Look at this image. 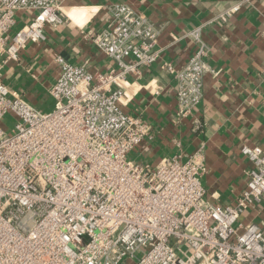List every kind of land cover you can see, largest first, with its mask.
Instances as JSON below:
<instances>
[{
	"label": "built area",
	"instance_id": "1",
	"mask_svg": "<svg viewBox=\"0 0 264 264\" xmlns=\"http://www.w3.org/2000/svg\"><path fill=\"white\" fill-rule=\"evenodd\" d=\"M105 10L101 28L85 35L114 67L95 74L57 56L53 105L40 111L4 82L3 70L45 42L46 27L74 18L58 0H0V264H264V225L241 220L263 211L264 146L241 147L246 186L227 206L207 202L202 149L185 162L133 160L151 127L125 107L142 70L160 59L161 31L128 4ZM22 13L29 21L14 31ZM203 30L187 34L195 49L181 68L161 66L175 80L181 119L203 100L206 74L217 73Z\"/></svg>",
	"mask_w": 264,
	"mask_h": 264
},
{
	"label": "crops",
	"instance_id": "2",
	"mask_svg": "<svg viewBox=\"0 0 264 264\" xmlns=\"http://www.w3.org/2000/svg\"><path fill=\"white\" fill-rule=\"evenodd\" d=\"M241 2L58 0L59 6L79 24L71 19L56 29L46 27V41L29 44L20 53L19 61L3 70V80L36 109L50 110L53 100L49 88L59 73L56 57L85 65L92 73L107 74L114 63L93 46L85 33L101 28L106 6L130 5L161 31L157 45L160 59L142 70L135 93L125 107L127 113L142 118L151 127L149 137L132 152L131 158L156 166L175 156L185 162L202 149L206 166L202 184L207 202L234 204L246 186L250 168L241 147L248 143L264 146V0ZM240 3V9L233 11L226 21H214ZM28 21L26 14H18L14 31ZM201 26L209 47L206 61L217 73L206 74L203 100L192 116L181 119L175 80L161 66L167 63L181 68L195 49L187 34ZM129 80L135 79L130 76ZM262 208L263 211L249 210L242 216V222L263 226L264 205Z\"/></svg>",
	"mask_w": 264,
	"mask_h": 264
},
{
	"label": "rangeland",
	"instance_id": "3",
	"mask_svg": "<svg viewBox=\"0 0 264 264\" xmlns=\"http://www.w3.org/2000/svg\"><path fill=\"white\" fill-rule=\"evenodd\" d=\"M3 123H4V126L9 127L8 130H11V128L15 124V121L13 120L12 116L8 115V116H6L4 118V122Z\"/></svg>",
	"mask_w": 264,
	"mask_h": 264
}]
</instances>
